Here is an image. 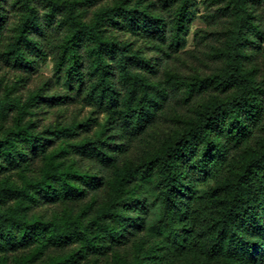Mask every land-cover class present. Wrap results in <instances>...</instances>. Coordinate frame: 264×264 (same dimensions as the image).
Masks as SVG:
<instances>
[{
    "label": "trees",
    "instance_id": "trees-1",
    "mask_svg": "<svg viewBox=\"0 0 264 264\" xmlns=\"http://www.w3.org/2000/svg\"><path fill=\"white\" fill-rule=\"evenodd\" d=\"M42 1L47 8V21L53 20L57 12L65 11L62 22L68 33L62 43L60 59L55 63L56 75L65 72L66 82L73 80L79 90L84 84L81 68L85 52L95 73V83L87 97L111 112L115 121L131 135L142 134L162 110L168 93L163 88L146 84L137 74L131 73L124 57L125 46L105 37L102 32L104 22L117 24V13L124 16L129 28L141 26L139 20L148 22L149 14L135 7L119 5L99 10L87 22L75 7L64 10L56 0ZM246 1L232 0L234 18L231 35L222 52L223 69L188 89L189 95L194 92V86L231 91V94L224 100L207 103L196 119L151 152L140 167L113 165L106 180L92 178L77 170L64 169L59 160L69 149L70 152L95 154L104 160L97 144L64 142L71 134L68 131L53 130L43 135L35 132L32 121L21 123L19 118L14 128L0 134V173L6 169L26 170L37 158L45 163L41 178L31 179L23 187L0 184V204L9 199L17 202L14 208L0 211V251L19 250L37 243L64 247L79 242L85 250L93 252L100 248L95 242L103 233L111 241H118L128 227L144 223V219L129 216L131 211L144 210L143 202L125 192L129 183L139 181L151 183L157 190L154 199L159 211L147 229L161 237L168 247L178 252L192 250L206 259L224 264H264V145L260 152L243 161L241 171L225 185L224 194L213 203L196 233L186 224L192 211H188L187 197L191 190L189 183L184 182L185 174L192 169H200L201 174H206L209 169L213 170L214 157L223 155V149L210 140L212 132L223 127L233 139L240 140L246 135L245 115L254 118L261 112L260 90L255 86L252 74L242 68L245 33L250 20ZM162 2L166 6L178 4L172 28L173 41L178 44L189 26L186 8L190 0ZM6 3L7 0H0V35L7 22ZM13 3L18 5L19 22L2 55L17 68L30 70L36 58H45L42 45L33 36L43 32L38 9L33 0H14ZM149 23H152L155 34L164 35V27L157 20ZM113 61L120 71L123 96L112 81ZM35 100L34 95L23 104L19 97L0 98V117H6L11 110L18 115L27 114L28 107ZM57 143L59 147L49 151L51 145ZM93 189L102 190L111 201L104 219L96 225L100 232L99 235L93 233L95 237H91V232H86L75 220L64 224L27 221L25 211L28 205L79 199L85 190ZM77 258L63 256L51 264H76Z\"/></svg>",
    "mask_w": 264,
    "mask_h": 264
},
{
    "label": "rangeland",
    "instance_id": "rangeland-1",
    "mask_svg": "<svg viewBox=\"0 0 264 264\" xmlns=\"http://www.w3.org/2000/svg\"><path fill=\"white\" fill-rule=\"evenodd\" d=\"M13 1L7 0L5 4L7 22L0 35V98L19 97L23 104L34 95L36 100L28 107L27 114L18 115L11 110L6 117H0V134L14 128L18 118L22 120L21 123L30 120L37 133L45 135L53 130H66L71 134L64 142L97 144L100 154L105 157L101 160L95 154L70 152L69 149L59 160L64 169L106 180L113 165L140 167L151 152L168 138L181 133L196 119L207 103L224 100L231 94V91L198 89L194 86V92L189 95L188 89L197 81L221 72L224 67L222 52L231 35L234 18L232 0H190L186 8L189 26L184 39L178 44L173 41L172 29L177 3L166 6L162 0H56L64 6V10L75 7L87 22L101 9L125 5L147 12L149 21L157 20L163 25L164 35L160 36L152 31L149 21L144 22V26L139 20L141 26L129 28L124 16L119 13L115 17L117 24L103 23L102 34L125 46L124 57L128 60L130 72L137 74L146 84L163 88L168 93L155 121L138 136L131 135L115 121L111 112L87 97L95 83V73L85 52L81 68L84 84L79 90L73 80L66 82L65 72L56 75L55 63L60 59L62 43L68 33L62 22L65 11L57 12L53 20L47 21L44 1L33 0L43 31L41 35L33 36L42 45L45 58H36L30 70L17 68L5 60L2 53L19 22L18 5ZM246 8L250 20L245 33L242 68L252 74L254 84L260 90L261 112L255 114L254 118L245 115L246 135L240 140L233 139L223 127L215 129L210 140L223 149V155L214 157L213 170L209 169L206 174H201L200 169H192L185 174L184 182L189 183L191 190L187 197L188 211H192L186 224L194 233L213 203L224 194L225 185L239 174L243 161L260 152L264 145V0H247ZM111 65L112 81L123 96L119 68L114 61ZM58 143L52 144L49 151L58 148ZM44 168V161L37 158L21 172L3 170L0 184L23 187L29 180L41 178ZM85 191L79 199L28 205L25 211L27 221L64 224L68 220H75L86 232H91V237H95L92 235L96 232L99 235L100 230L96 229V225L104 219L111 201L102 190ZM125 192L143 202L144 210L131 211L129 216L144 219V223L128 227L118 241H111L103 233L95 242L100 248L93 252L85 250L79 242L64 247H47L37 243L19 250L0 251V264H51L69 255H73L74 259L78 257L76 264H224L206 259L192 250L175 251L161 237L149 232L147 226L159 211L154 199L157 190L153 184L131 182ZM16 203L14 199L4 200L0 204V211L12 209Z\"/></svg>",
    "mask_w": 264,
    "mask_h": 264
}]
</instances>
